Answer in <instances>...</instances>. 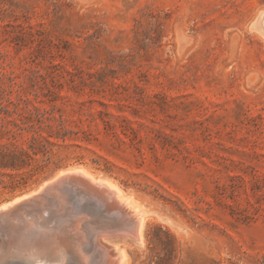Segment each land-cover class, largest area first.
Returning a JSON list of instances; mask_svg holds the SVG:
<instances>
[{"label": "rangeland", "instance_id": "374dc122", "mask_svg": "<svg viewBox=\"0 0 264 264\" xmlns=\"http://www.w3.org/2000/svg\"><path fill=\"white\" fill-rule=\"evenodd\" d=\"M78 167L148 208L129 264H264V0H0V206Z\"/></svg>", "mask_w": 264, "mask_h": 264}, {"label": "bare ground", "instance_id": "6f19581e", "mask_svg": "<svg viewBox=\"0 0 264 264\" xmlns=\"http://www.w3.org/2000/svg\"><path fill=\"white\" fill-rule=\"evenodd\" d=\"M66 177L79 190L63 187ZM149 213L109 178L61 171L0 206V264H129L127 249L145 245Z\"/></svg>", "mask_w": 264, "mask_h": 264}, {"label": "trees", "instance_id": "16d2710c", "mask_svg": "<svg viewBox=\"0 0 264 264\" xmlns=\"http://www.w3.org/2000/svg\"><path fill=\"white\" fill-rule=\"evenodd\" d=\"M47 147V143L46 141L42 140H38V139H33L31 141L30 147L32 150H36L37 148H46ZM9 159L12 160V163H10L9 165H5V166H14L15 163V159L16 158H23V159H28L30 158V154L27 152H20V153H9L8 154Z\"/></svg>", "mask_w": 264, "mask_h": 264}, {"label": "water", "instance_id": "95a60500", "mask_svg": "<svg viewBox=\"0 0 264 264\" xmlns=\"http://www.w3.org/2000/svg\"><path fill=\"white\" fill-rule=\"evenodd\" d=\"M60 184L63 187H69L71 191H77L80 188V184H78L76 181H71L69 177L62 179V181H60Z\"/></svg>", "mask_w": 264, "mask_h": 264}]
</instances>
